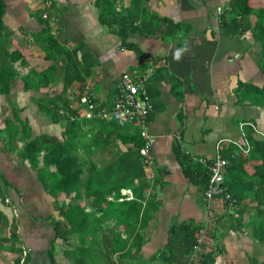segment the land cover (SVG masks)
<instances>
[{
    "label": "crops",
    "instance_id": "obj_1",
    "mask_svg": "<svg viewBox=\"0 0 264 264\" xmlns=\"http://www.w3.org/2000/svg\"><path fill=\"white\" fill-rule=\"evenodd\" d=\"M231 1L5 0L4 34L9 35L10 52L20 51L23 59L10 93L0 95V264H97L79 250L81 243L76 238L58 237L64 222L60 209L71 206L75 195L53 193L34 166L36 154L27 147L45 138V145L37 148L42 151L39 168L48 146H52L47 141L54 139L70 140L85 168L100 170L118 164L119 153L137 150L132 137L138 128L127 127L126 143L119 141L114 121L82 116L80 98L88 95L98 111L111 110L123 76L146 73L150 68L148 88L155 111L149 127L156 143L145 174L149 181L159 180L164 185L157 198L160 211L146 232L143 259L150 260L167 246L173 225L189 233L202 229L204 192L187 175L181 157L187 156L194 163L214 158L220 141H226L228 147L243 142L240 127L245 123L253 124L259 132L256 134L264 136V101L244 88L264 87L260 50L251 32L228 36L222 30L221 19L230 11ZM250 5L264 8V0H250ZM119 17L129 21L125 20V26L132 34L127 43L137 51L123 45L119 25L109 24V20L117 23ZM132 20L138 30L134 34ZM251 21L256 22V17ZM170 25L181 26V31L168 36ZM52 40L66 54L51 52L48 43ZM51 55L55 60L48 59ZM74 55L81 70H91V75L64 93L68 105L60 114L75 124V132L70 134L71 123L54 122L43 106L63 94L62 70ZM158 61L167 66L154 69L152 63ZM53 65L58 66V77L49 88L26 90V79L33 72L47 71ZM125 191L129 190H122V195ZM78 201L87 214L100 216L86 196ZM108 201L116 198L108 197ZM214 210L219 222L208 230L200 259L219 252L221 257L216 258L221 264L264 262V246L255 242L246 228L230 229L227 216L233 214V206L219 197ZM103 223L89 227L102 231L116 226L110 219ZM100 234L94 242L99 254L105 247ZM89 242L82 247L89 248ZM192 243L193 237L185 231H178L172 242L184 258L192 252ZM117 259L119 254L115 256L118 264Z\"/></svg>",
    "mask_w": 264,
    "mask_h": 264
},
{
    "label": "trees",
    "instance_id": "obj_2",
    "mask_svg": "<svg viewBox=\"0 0 264 264\" xmlns=\"http://www.w3.org/2000/svg\"><path fill=\"white\" fill-rule=\"evenodd\" d=\"M229 8L230 11L221 19L222 30L228 36H242L251 32L256 45L259 47L260 62L264 71V8H253L250 5V0H232ZM5 12V0H0V95L10 93L11 83L18 76L14 65L23 59L20 51L10 52L9 35L4 34ZM251 17H256V22L252 23ZM125 20L129 22L121 17L117 23L115 20L108 22L113 26L119 25V35L123 45L128 49L137 51L134 45L127 43L132 34L130 28H133L135 21L130 22V31H128L126 29L128 26H125L128 24ZM133 31V34L138 32L135 28ZM180 31L181 26L170 25L167 35L174 36ZM140 32L143 33V31ZM48 47L56 56L66 54L64 50L62 51V47L53 40L49 41ZM48 59L55 60L53 55L49 56ZM80 66L75 55L71 57L68 64H64L62 70L63 94L55 97L54 100H47L43 106L45 112L52 117L54 122L66 120L71 123L69 130H67L70 134L72 132L74 134L75 124L70 122L68 118H63L60 112L62 109H66L68 105L64 93L69 90L73 83L82 82L91 75V70H81ZM57 77L58 66L53 65L47 71L33 72L26 79L25 88L26 90L49 88ZM244 88L246 93L251 92L253 96H259L264 101V87L249 86ZM112 124L119 129V141L121 139L126 143L124 138L126 135L128 136L127 128H121L114 122ZM247 137L252 146L248 156L240 152L237 147H228V144L223 146L222 155L228 162L223 186L226 194L231 196L232 202L230 204L233 206V214L229 213L227 217L230 229L237 231L246 228L253 240L264 246V138L258 136L251 128ZM44 139L38 138V141L27 147L29 152L36 154L35 168L39 169L42 180H45V183H50L49 188L53 193L65 194L66 196L75 195V201L71 206H63L60 209L64 222L59 226L58 237L65 240L76 238L81 243L79 250L85 252L89 261L97 260V264H117L115 262L117 254H119V264H191L189 257L193 252L200 229L197 232L189 233L186 228L176 224L170 230L167 246L152 256L150 260L143 259L146 232L151 221L160 211L161 203L157 198L164 184H161L159 180L149 181L147 179L146 166L140 155L144 141L138 131L132 137L137 150L129 149L126 153H119L118 164L111 163L109 167L100 170L85 168L80 157L73 151L70 140L66 141L67 139L63 142L55 139L47 141L52 146H48L43 157V167L39 168L38 158L42 151L37 150V148L39 145H45L43 144ZM181 159L184 161L186 173L191 181L198 184L204 192L209 182L207 169L189 160L187 156H182ZM101 181H106L103 186H100ZM122 190H129L134 199L132 201L126 200L122 195ZM85 196L88 202L90 201L92 209L97 211L100 216L87 214L85 212L86 207H80L77 198L80 200ZM108 197H115L116 201L109 202ZM93 216L94 219H92ZM98 218L99 220H97ZM108 219L115 221L116 226L107 227L102 231L89 227L91 223L103 225V222ZM85 225L88 228H84ZM178 231H185L193 237L192 252L187 257L188 263L180 257V252L173 248L172 242L176 239ZM100 233L102 234L100 239L103 240L105 247L104 251L99 254L95 243L99 240ZM87 241H90L89 248L82 247L87 245ZM219 254V252L209 253L195 264H216V257ZM92 256L95 258L92 259ZM78 259L83 262L88 261L86 257H79ZM251 264L253 263L251 262Z\"/></svg>",
    "mask_w": 264,
    "mask_h": 264
},
{
    "label": "built area",
    "instance_id": "obj_3",
    "mask_svg": "<svg viewBox=\"0 0 264 264\" xmlns=\"http://www.w3.org/2000/svg\"><path fill=\"white\" fill-rule=\"evenodd\" d=\"M218 12L221 15L222 9H219ZM152 64L154 69L160 66H167L165 61H158L157 63ZM151 72L152 70L150 68L146 73L134 72L132 75L123 76L119 84V91L116 100L111 110L102 109L98 111L95 103L88 95L81 97L79 102L81 107H83L82 116L87 119L96 118L101 120H112L121 128L136 126L144 141V146L140 150V155L142 156L143 163L146 167H151L152 151L156 143V139L151 135L149 127V118L155 111V106L148 88ZM72 108L73 111H77L75 107ZM246 127L259 133L253 124H242L240 128L242 131L243 142H235L232 144L237 147L240 152L248 156L251 153L252 146L248 140L247 134L244 132ZM226 143V141H220L218 143L216 156L214 158H201L196 160L198 164L207 169L209 182L203 196V227L197 234L196 243L193 247L192 255L189 258L191 264H195L199 261L208 230L211 227L214 228L217 224L218 219L214 210L215 200L219 197H223L226 203L232 202L231 196L226 194L223 186L228 166V162L222 155L224 149L223 146ZM123 195L128 197L129 200H133L130 191H125Z\"/></svg>",
    "mask_w": 264,
    "mask_h": 264
},
{
    "label": "rangeland",
    "instance_id": "obj_4",
    "mask_svg": "<svg viewBox=\"0 0 264 264\" xmlns=\"http://www.w3.org/2000/svg\"><path fill=\"white\" fill-rule=\"evenodd\" d=\"M245 132H246V129H245ZM247 132H248V130H247ZM246 132V134L248 135V133ZM218 244V243H217ZM180 257L181 258H184L182 255H180ZM220 257H221V254H220ZM219 258V257H218ZM218 258H216V261H217V259ZM186 261H187V263H188V259L187 258H184ZM117 262H118V264H119V259H117ZM253 264H261V262H259V261H253L252 262ZM218 264H221V261H220V259H218Z\"/></svg>",
    "mask_w": 264,
    "mask_h": 264
},
{
    "label": "water",
    "instance_id": "obj_5",
    "mask_svg": "<svg viewBox=\"0 0 264 264\" xmlns=\"http://www.w3.org/2000/svg\"><path fill=\"white\" fill-rule=\"evenodd\" d=\"M16 70L17 71H21V61H19L17 64H16Z\"/></svg>",
    "mask_w": 264,
    "mask_h": 264
}]
</instances>
